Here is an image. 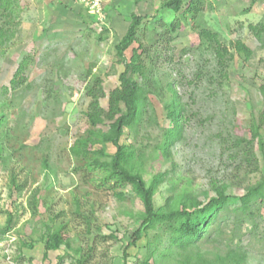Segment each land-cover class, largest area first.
I'll use <instances>...</instances> for the list:
<instances>
[{
    "label": "rangeland",
    "instance_id": "374dc122",
    "mask_svg": "<svg viewBox=\"0 0 264 264\" xmlns=\"http://www.w3.org/2000/svg\"><path fill=\"white\" fill-rule=\"evenodd\" d=\"M100 1L96 13L87 0H18L16 16L7 19L11 22L5 28L13 32L0 46V109L10 129L5 144L11 157L0 160V264H77L89 247L85 264H179L185 253L194 254L193 247L186 252L174 247L167 258L158 251L151 255L144 240L127 247L143 213L140 200L128 185L115 190L101 184L97 171L87 170L69 154L76 136L89 127L86 87L98 78L103 94L99 103L107 108L109 92L120 83L124 62L115 45L126 32L131 13L150 18L139 24L125 60L133 49L147 67L153 58L152 76L163 87L162 98L147 94L136 134L122 138L141 152L144 178L178 173L183 181H192V194L205 201L214 195L212 181L227 182L226 193L237 197L244 193L246 182L264 174V148H259L257 138L250 165L231 159L228 145L234 137L250 138L253 122L260 126L264 143V121H258L264 111V32L258 37L252 29L264 26V0H203L199 11L186 17L162 8L165 0ZM174 19L178 25L170 29L167 24ZM200 27L217 32L227 49L223 67L199 37ZM238 43L250 50L246 58L236 48ZM22 60L26 63L12 84ZM135 79L142 82L139 75ZM166 81L173 82L189 118L180 122L182 134L169 145L170 154L163 156L156 145L171 126L165 108L171 100ZM106 149L113 152L114 147L109 144ZM43 158L53 172L45 170ZM255 164L256 171L246 179L245 170ZM119 191L123 198L115 194ZM170 193V185L161 183L155 205H163ZM33 195L38 201L35 216L28 204ZM255 213L256 227L243 218L235 223L230 216L221 235L224 242L216 247L199 242L197 249L210 258L239 248L245 264H264V198ZM44 224L52 228L62 224L69 247L46 252ZM166 245L164 239L159 250ZM76 248L82 251L77 253ZM58 255H63L60 261Z\"/></svg>",
    "mask_w": 264,
    "mask_h": 264
},
{
    "label": "trees",
    "instance_id": "16d2710c",
    "mask_svg": "<svg viewBox=\"0 0 264 264\" xmlns=\"http://www.w3.org/2000/svg\"><path fill=\"white\" fill-rule=\"evenodd\" d=\"M18 0H0V46L6 44L13 30L8 25L11 17L16 16ZM184 0H165L162 8L170 9L174 13H178L183 17L188 14H196L199 11V4L203 0H186L185 7L182 9ZM255 0H251L253 3ZM109 14V13H107ZM131 19L127 26L126 32L115 45L116 54L124 62V69L119 74V85L112 89L107 97V108L101 107L99 103L102 94L100 81L98 78L86 87V93L90 97L88 109L85 111L86 119L89 127L84 133L76 136L74 142L69 147V154L77 161H82L83 167L89 171H97L100 174V182L110 188L128 185L132 194L137 197L142 206L143 213L140 223L133 232V239L127 244L137 245V242L144 240L143 244L147 248H151L153 255L157 253L167 258L174 250L186 252L191 247L194 254L187 255L179 259V264H245V253L239 248L229 250L224 256L214 254L212 257L205 256L204 252L199 251L197 247L199 242L211 243L218 246L224 241L222 234L224 228L228 224V218L233 217L235 223L248 221L253 227H256L257 212L260 209V201L264 198V174L255 182H246L244 184V193L241 196H234L226 193L228 188L227 182L216 184L212 181L213 196H209L205 201L199 200L191 192L192 181L179 176L178 173L168 175V172H158L151 176L149 180L144 178V168L142 162V154L137 151L132 143L123 141V137L128 138L130 135L136 134L138 126L141 125L145 107L147 104V94L152 93L162 98V84L154 80L152 72L154 69L153 58L150 59L147 67L145 61L141 58L140 53L136 49L132 50V54L128 61L125 60V50L136 40V30L143 19L150 18L148 15L140 16L131 13ZM191 16V17H193ZM194 18V17H193ZM3 19V20H1ZM168 27L171 29L178 25L176 19L170 21ZM255 34L260 37L264 32V26H253ZM199 37L204 40L205 47L210 48L215 55L217 64L223 67V58L228 53L227 49L218 40V34L215 31L200 27L198 31ZM138 46H142L139 44ZM236 48L244 52L245 58L249 55L250 50L243 44L238 43ZM26 62L22 60L18 70L11 79L12 84H16L17 74L23 69ZM142 77V82H137L135 76ZM197 75V74H196ZM164 84V83H163ZM165 87L170 92V102L165 105L166 115L169 118L171 126L164 129L161 141L156 145V150L163 156L170 153L169 145L176 138H180L184 124L188 121L187 109L180 102L172 81H166ZM264 90V87H263ZM161 91V92H160ZM49 93L46 95L49 97ZM6 115L0 109V160L6 162L10 159V154L6 147V142L10 137L9 128H7ZM258 121H264V111L260 114ZM107 123V129L102 130L97 126ZM264 130V129H263ZM250 138L234 137L228 144L232 150L229 156L231 159L237 160V164L250 165L254 159L252 145L254 138H257L259 148H264L262 135L260 134V126L253 122L250 127ZM229 141V140H227ZM114 147L113 152H107V145ZM43 167L50 173L53 169L48 166L43 158ZM256 164L253 168L245 170V178L248 179L250 173L256 171ZM170 185V195L165 199L161 206H156L154 201L155 193L159 185L163 182ZM247 181V180H246ZM12 182L17 189L21 186ZM119 198H123V192H115ZM29 199V209L32 215L38 213L37 198ZM260 200V201H259ZM239 202L235 207H231V203ZM254 207V209H251ZM240 216V218H239ZM243 218V220H241ZM11 216L8 221H10ZM63 225L60 224L52 228L48 224H44L45 231L42 233L44 239L45 251H55L60 249L61 245L69 247L68 240L63 237L61 232ZM152 231V232H151ZM152 233V235H150ZM112 239L115 236L110 235ZM166 239L167 245L163 250H159V245ZM127 249V248H125ZM82 252L77 259V264H85L90 257L89 252ZM75 251L80 253L82 248H76ZM126 251V250H125ZM126 253V252H125ZM124 253V254H125ZM64 255V254H63ZM58 255V261L63 258ZM59 264V263H57Z\"/></svg>",
    "mask_w": 264,
    "mask_h": 264
},
{
    "label": "built area",
    "instance_id": "2783aa9c",
    "mask_svg": "<svg viewBox=\"0 0 264 264\" xmlns=\"http://www.w3.org/2000/svg\"><path fill=\"white\" fill-rule=\"evenodd\" d=\"M88 2H86L87 5L91 6L93 9L96 10V13L100 12V0H87Z\"/></svg>",
    "mask_w": 264,
    "mask_h": 264
}]
</instances>
